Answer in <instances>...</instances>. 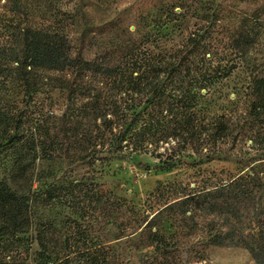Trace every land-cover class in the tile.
<instances>
[{
  "label": "trees",
  "instance_id": "trees-1",
  "mask_svg": "<svg viewBox=\"0 0 264 264\" xmlns=\"http://www.w3.org/2000/svg\"><path fill=\"white\" fill-rule=\"evenodd\" d=\"M224 6L222 0L87 1L71 6L65 35L33 26L19 30L8 80L27 81L46 67L75 74L52 79L54 89L68 96V110L54 117L57 134L50 143L18 132L10 114L0 111L1 167L12 173L31 153L32 161L56 160L69 172L106 161L150 167L140 161L148 155L157 170L185 166L194 173L152 195L160 197L156 205L147 201L153 213L135 212L131 226L116 218L103 226L118 232L114 246L97 243L87 228L65 238L58 255L45 232H36L31 244L22 237L25 224L15 214L9 177L0 184V264H28L34 245L36 264H208L211 247H242L264 264V152L253 148L245 157L238 149L264 125V82L252 80L243 106L233 103L235 109L222 114L209 109L258 29L255 19L228 22L232 11ZM193 20L205 25L192 29ZM89 74L94 80L87 81ZM76 97L86 100L83 107L75 108ZM215 160L242 169L230 177L202 175V166ZM96 189L75 181L67 198L59 197L73 212L94 205L110 215L113 203ZM191 236L192 242L182 239Z\"/></svg>",
  "mask_w": 264,
  "mask_h": 264
},
{
  "label": "rangeland",
  "instance_id": "rangeland-1",
  "mask_svg": "<svg viewBox=\"0 0 264 264\" xmlns=\"http://www.w3.org/2000/svg\"><path fill=\"white\" fill-rule=\"evenodd\" d=\"M87 1L96 0H0V111L10 114L18 132L35 133L38 144L43 140L49 141L48 143L52 141L57 134L54 117L68 110V96L64 91L54 89L52 79L70 80L75 71L67 69L57 72L46 67L39 69L35 75L26 77L27 81L18 79L12 82L8 80L9 71L6 69L8 61L14 56L11 50L19 41V30L25 27L44 28L53 37L58 34L65 35L69 32L71 6ZM222 1L228 5L224 7L232 11L229 14L234 20L229 19L228 22L237 19L236 24L239 26L240 19H255L259 34L252 33L253 41L249 45H243L245 55L240 61V66L232 77L224 82L221 89L223 94L212 98V104L209 106L211 114L234 110L233 103L240 101L239 105H242L246 100L245 94L253 79L264 82V0ZM191 25L192 29H200L205 23L193 20ZM74 47L75 53H79L81 45L76 44ZM11 75L16 76L14 73ZM91 79L94 80V76L89 74L87 81ZM72 102L76 104L75 108H80L86 100L76 97ZM242 106L241 109L244 108ZM256 132L255 137L248 136L238 144V149L243 151L245 157L251 156L253 148L264 152V125L259 126ZM33 158L34 154L31 153L29 161L16 166V171L13 170L12 173L0 166V184L9 181L10 177V195L14 201L15 214L25 224L22 237L27 244L34 243L36 232H45V238L51 242L53 253L56 255L63 254L61 248L65 238L73 239L77 237L78 231L87 228L97 243L114 246L118 232L112 226H103L112 224L115 218L117 224L131 226L135 212L143 215L153 213L148 210L147 201L151 200L152 204L156 205L160 197L152 195L169 183L194 173V169L185 166L172 172L157 170V162L148 155L142 156L140 161L150 164V167H140L129 160L106 161L79 167L73 172H69L66 166L57 164L56 160L42 165L38 159L32 161ZM202 168V175L217 174L223 177L236 175L242 169L228 160L205 163ZM260 170L264 179V164ZM75 181L95 185L97 192L113 203L108 209L110 215L95 211L94 205L77 212L69 209L63 197L59 196L67 198L69 186ZM1 188L0 186V191ZM118 200L124 203L122 208L115 205ZM159 204H162L161 201ZM87 236L88 230L84 237ZM195 237L182 239L192 242ZM38 250V246L34 245L30 256L23 251L24 256L29 257L28 264H36ZM146 252L147 250L144 254ZM141 254V251L131 252L132 256ZM206 259L208 264H256L249 252L242 247H211L207 250Z\"/></svg>",
  "mask_w": 264,
  "mask_h": 264
}]
</instances>
